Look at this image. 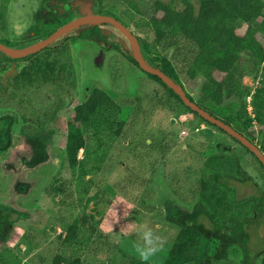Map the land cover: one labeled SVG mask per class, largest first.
I'll return each instance as SVG.
<instances>
[{
    "label": "rangeland",
    "instance_id": "1",
    "mask_svg": "<svg viewBox=\"0 0 264 264\" xmlns=\"http://www.w3.org/2000/svg\"><path fill=\"white\" fill-rule=\"evenodd\" d=\"M78 1L71 0L75 19L82 16L85 7L75 6ZM132 1L144 13L149 11V0ZM39 4L40 0H0V11L4 14L0 17V38L13 42L17 49L35 44L36 41H22ZM116 12L131 25L142 27L146 22L144 17L126 5ZM90 25L76 27L67 35H77ZM100 26L108 32V41L119 44L122 50L105 51L95 43L86 42L71 45L64 59L68 58L74 84L63 95L61 92L47 91L53 90L54 86L38 91L34 87L25 97L17 89L5 91L0 87V117L5 114L17 116V123L13 127L14 146L0 157V205L10 202L17 209L30 213L23 222H16L10 227L5 241L0 240V264H51L57 254L69 259L79 258V264H127L130 257L139 259L136 252L139 232L148 228L166 242L163 249L147 262L164 264L179 231L166 221V203H173L183 213L193 211L197 202V197L192 195L193 189L210 173V168L204 164L209 157L218 154V150L225 149L234 155L242 168L232 177L221 178V183L229 185L231 197L237 202L249 197H264V170L257 160L227 135L200 121L176 101L169 100L164 88L127 58L130 43L125 36L111 24L100 23ZM261 28L264 32V20ZM2 54L0 51V57ZM174 54L170 51L168 59L174 60ZM181 60L179 57L176 66L182 74ZM27 63L23 62L22 67ZM14 74L15 71L10 72V76ZM181 77L185 90L198 98L203 80L198 78L191 81L183 74ZM243 83L253 88L256 85L251 77H245ZM21 85L20 82L15 87ZM95 89L105 93L111 100H134L140 97L141 111L133 114L132 110L125 109L124 113L118 115V119H122L129 114L122 137L115 138L105 131L99 134L100 139L91 134L87 147L79 151L77 158L81 162H105L107 171L96 173L95 176L105 179L114 188L115 194L105 215L99 214L101 209L96 208L93 201L87 205L86 214L95 216L97 221L96 233L92 234L87 228L81 227L78 232L79 244L62 249L60 238L66 235L70 224L80 213L74 208L61 207V195L54 193L56 197H49L47 190L52 186L59 188L62 183L67 190L78 194L87 191L92 185L94 174L86 175L80 167L71 169L63 151L66 147V129L74 107ZM55 109H58L56 114L51 120H46L44 112ZM19 110L26 115L31 114L34 119L38 117L44 120L46 128L55 132H49V161L26 176L37 180L26 198L13 194V178L5 170L6 162L13 161L14 151L23 154L28 152L25 144L27 134L22 129H30V123L22 120ZM109 114L114 116L115 113L110 111ZM37 125V122L33 123L31 128ZM152 138L155 140L152 141ZM146 141L153 144L154 148L144 147ZM136 146L144 150L140 156L133 157V148ZM257 147L260 149L261 146ZM173 187L177 189V195L173 193ZM259 215L248 226L249 248L259 254L256 264H264V218ZM11 218L17 219V215L12 214ZM200 220L210 230L208 217H201ZM207 235L209 239L212 236L213 245L205 251L215 258L220 248L226 246L223 243L225 238L216 239L210 235V231ZM227 250V258L213 259L212 264H242L244 252L240 247L231 246Z\"/></svg>",
    "mask_w": 264,
    "mask_h": 264
},
{
    "label": "trees",
    "instance_id": "2",
    "mask_svg": "<svg viewBox=\"0 0 264 264\" xmlns=\"http://www.w3.org/2000/svg\"><path fill=\"white\" fill-rule=\"evenodd\" d=\"M58 1L61 2L57 3ZM76 4L75 6L79 7L90 4L92 13L110 15L124 24L136 36L142 56L147 62L174 80L197 106L231 126L254 145L261 146L260 149L264 152V32L261 28L264 20V0H149V11L146 13L132 0H80ZM124 5L146 19L142 27L138 24L131 25L123 15L116 12ZM73 7L71 0H40L32 17L33 22L22 42L36 41L37 44L50 37L75 19ZM3 15L0 11V17ZM78 42L95 43L105 51L122 50L119 44L108 41V32L100 24H93L77 35H65L54 44L25 58L8 57L4 59L5 62L0 61V73L12 65L16 72L14 78L9 79L6 85L0 78V87L5 91L17 89L25 97L34 87L38 91L54 86L53 90L47 91H57L63 95L74 84L73 74L69 72L68 58L64 59L65 53L71 45ZM2 43L15 47L8 40ZM127 50V58L140 68L131 48ZM170 51L175 53L174 60L167 57ZM179 57L182 58L183 75L191 81L198 78L203 80L198 98H194L185 90L182 74L176 66ZM23 62L28 63L22 67ZM140 70L164 88L169 100L176 101L200 121L244 147L264 170L255 155L238 140L185 106L181 98L159 77L148 74L141 68ZM245 77L256 81L255 88L243 83ZM20 82L22 85L16 88ZM140 101V97L134 100H111L99 89L92 90L84 97L80 104L74 107L66 129L67 139L63 154L70 168L80 167L86 175L105 173V162H81L77 158L78 153L87 147L91 134L99 138V134L105 131L115 138L122 137L129 114L122 119H118V115L124 113L125 109L132 110L133 114L140 112ZM20 105L22 106L21 103ZM249 106L252 107L254 117L248 111ZM57 110H46L43 114L45 119L51 120ZM21 111L18 112L22 120L30 123V129L24 127L22 132L31 135L26 141L35 147L39 161L44 156L46 144L38 139L44 140L47 134L55 132L46 128L44 120L38 117L34 119L31 114L30 117ZM110 111L115 113L114 116L109 114ZM36 122L38 125L31 128ZM16 123V115L5 114L0 117V157L6 155L14 146L13 127ZM153 140L155 139L152 138ZM137 146L133 148V157L143 153L144 149H138ZM145 146L154 148L153 144L150 145L147 141ZM227 152L225 149L218 150V154L209 157L205 162L204 165L210 168V173L193 189L192 195L197 197V202L191 213H183L173 203H166V221L179 231L164 264H212L213 259L216 261L227 258V249L231 246H238L243 250L242 264H256L259 254L249 248L248 226L259 214H263L264 218V197H249L243 202H237L231 197L229 185L221 183V178L232 177L235 172H241L242 168L238 159ZM96 176L91 178L92 185L88 190L78 194L67 190L66 185L62 183L59 188L52 186L47 190L49 197H56L54 193L61 195V207L74 208L80 213L70 224L66 235L60 238L62 249L79 244L78 232L81 227L87 228L92 234L96 233L95 216L85 212L90 201H93L96 208L101 209L100 215H105L113 202L114 188L108 185L105 179ZM83 177L85 178V175ZM167 181L170 184L168 177ZM172 190L177 195V189L173 187ZM2 211L0 209V240L5 241L8 231L6 224L13 220V213L3 217ZM204 216L210 220V230H207L200 220ZM209 231L216 239L225 238L223 243L226 246L220 248L215 258L205 251L213 245L212 236L209 239L207 235ZM262 256L264 257V251ZM51 264H79V258L69 259L63 254H57ZM127 264L152 263L130 257Z\"/></svg>",
    "mask_w": 264,
    "mask_h": 264
},
{
    "label": "water",
    "instance_id": "3",
    "mask_svg": "<svg viewBox=\"0 0 264 264\" xmlns=\"http://www.w3.org/2000/svg\"><path fill=\"white\" fill-rule=\"evenodd\" d=\"M91 23L93 24H100V23H108L114 26L116 29H118L125 38L130 43V48L132 50L133 56L137 63L139 64L140 68L148 73L155 75L159 77L170 89H172L183 101L184 105L190 108L192 111L199 114L200 117L207 120L209 123L216 125L223 131H225L228 135L233 137L234 139L238 140L243 146H245L252 154L255 155V157L259 160V162L264 167V154L262 151L253 143H251L249 140H247L244 136H242L240 133L235 131L231 126L225 124L224 122L216 119L215 117L211 116L208 112L197 106L194 102H192L186 92L178 85L174 80L169 78L166 74L161 72L156 67H152L142 56L141 48L139 45V42L132 34V32L121 22L116 20L114 17L110 15H104V14H94L90 10V4H86L83 9V14L79 18H76L72 20L71 22L67 23L66 25L59 28L54 34H52L47 39L31 45L26 48H12L3 45L0 43V51L3 52L5 55L11 58H25L29 55L35 54L48 46L54 44L57 42L60 38L67 35V33L79 26H82L84 24Z\"/></svg>",
    "mask_w": 264,
    "mask_h": 264
},
{
    "label": "flooded vegetation",
    "instance_id": "4",
    "mask_svg": "<svg viewBox=\"0 0 264 264\" xmlns=\"http://www.w3.org/2000/svg\"><path fill=\"white\" fill-rule=\"evenodd\" d=\"M3 41H7L5 38H0V43ZM11 42V41H9ZM13 43V42H12ZM3 44V43H2ZM4 45V44H3ZM6 46V45H5ZM14 48V47H12ZM5 58H8V56H5V54H2V57H0V61L5 62ZM11 58V57H9ZM14 65L9 67L7 70L3 71L0 73V78L2 77L1 80H3L5 83L11 79L14 78L15 74L13 76H10V72L14 71ZM29 130V129H28ZM28 133V132H27ZM30 133V131H29ZM26 139L31 136L30 134L26 135ZM46 139L44 140H39L41 143L46 144V148L44 150V156L42 157L41 160L37 161L38 155L35 147L33 145H29L27 141L25 140V144L28 146V152L27 153H15L14 151V157L12 162H6L5 164V170L10 176L13 178V194H15L18 197H24L26 198L28 195V192L36 185L37 180L36 179H30L27 178L26 176L34 171L36 167L41 166L42 164L46 163L49 161V156H50V140H51V135L47 134ZM37 140V141H38ZM46 141V142H45ZM32 187V188H31ZM0 209L3 211L1 212V215L3 217H6L9 215V213H13L17 215V219L12 220L11 222L6 224V227L8 229L7 233H9L10 227L13 226L16 222H23L25 219L28 218L30 213H28L26 210H19L17 209L12 203H1ZM263 215V214H262Z\"/></svg>",
    "mask_w": 264,
    "mask_h": 264
},
{
    "label": "clouds",
    "instance_id": "5",
    "mask_svg": "<svg viewBox=\"0 0 264 264\" xmlns=\"http://www.w3.org/2000/svg\"><path fill=\"white\" fill-rule=\"evenodd\" d=\"M139 237L140 239L136 245V252L138 253V258L143 262H147L151 257L160 252L166 242L163 237L150 228L141 230L139 232Z\"/></svg>",
    "mask_w": 264,
    "mask_h": 264
},
{
    "label": "built area",
    "instance_id": "6",
    "mask_svg": "<svg viewBox=\"0 0 264 264\" xmlns=\"http://www.w3.org/2000/svg\"><path fill=\"white\" fill-rule=\"evenodd\" d=\"M248 110H249V113L252 115V117H254V115L252 114V107L251 106L248 107Z\"/></svg>",
    "mask_w": 264,
    "mask_h": 264
},
{
    "label": "bare ground",
    "instance_id": "7",
    "mask_svg": "<svg viewBox=\"0 0 264 264\" xmlns=\"http://www.w3.org/2000/svg\"><path fill=\"white\" fill-rule=\"evenodd\" d=\"M87 24L89 25V24H91V23H87ZM87 24H84V25H87ZM84 25H82V26H84Z\"/></svg>",
    "mask_w": 264,
    "mask_h": 264
}]
</instances>
